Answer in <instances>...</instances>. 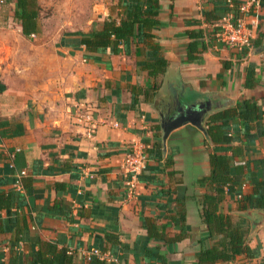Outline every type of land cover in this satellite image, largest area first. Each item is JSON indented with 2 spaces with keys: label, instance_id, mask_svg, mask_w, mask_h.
Wrapping results in <instances>:
<instances>
[{
  "label": "crops",
  "instance_id": "1",
  "mask_svg": "<svg viewBox=\"0 0 264 264\" xmlns=\"http://www.w3.org/2000/svg\"><path fill=\"white\" fill-rule=\"evenodd\" d=\"M125 1L87 0L93 12L87 24L61 23L66 28L50 41L39 35L41 0L37 30L27 35L13 17L15 0H0V40L6 38V53L0 52V264H33L36 249L47 258L70 257L68 264H88L92 256L107 264H212L197 261L199 250L218 239L209 235L200 204L202 194H214V183L199 180L214 169L216 155L228 158L227 173L238 180V191L225 184L216 212L247 220L246 243L254 254L213 264H264V223L251 232L244 214L264 216V208L238 209L241 194L264 184V49L252 52L264 37V0H235L230 7L237 13V5L253 3L239 13L254 23L253 41L262 35L248 52L215 38L217 22L230 11L225 0H159L158 23L144 31L150 37L138 38L135 25L116 53L112 45L87 50L82 36L103 27L101 16L119 23ZM58 2L49 0L55 8ZM189 31L201 33L191 59ZM151 43L167 60L156 75L144 67ZM9 58L19 60L21 70ZM248 68L255 72L251 86ZM169 78L190 92L232 100L205 117L206 131L210 120L226 121L218 141L188 122L162 141L157 107ZM245 98L261 116L222 117ZM128 144L147 153L133 177L120 167Z\"/></svg>",
  "mask_w": 264,
  "mask_h": 264
},
{
  "label": "trees",
  "instance_id": "2",
  "mask_svg": "<svg viewBox=\"0 0 264 264\" xmlns=\"http://www.w3.org/2000/svg\"><path fill=\"white\" fill-rule=\"evenodd\" d=\"M10 2L12 0H2ZM234 6L237 1H233ZM125 17L121 18L119 23L110 16H101L103 21V27L101 29L92 28L88 34L82 36L81 43H83L87 50H97L102 46L112 45V51L117 52V46L122 40L127 42L129 37L134 33L135 25H137V36L147 35L151 36V33L144 34V31L149 29L152 25L158 23L155 16L158 13L159 0H126L122 3ZM36 0H15V9L13 13L14 19L20 22L22 26V32L29 34L37 30L36 17L38 15ZM231 8L225 5V11L227 12ZM82 34V32H75ZM191 37H195L188 45V58H194L190 53L195 51L197 43L195 41L201 33L200 31H189ZM144 40V38H143ZM262 40V35L256 38L254 45L259 44ZM151 52L149 53L148 63H144V67L150 69V73L156 75L157 73H163L167 60L159 54V45L157 43H151ZM155 71V72H154ZM255 72L253 68H248L246 72L245 84L251 86L254 84ZM3 85L0 84V90L3 89ZM252 113H256L261 116L263 111L259 108L256 102L250 99H242L237 102L236 106L229 108L221 112L222 117L239 116L241 118H248ZM212 121H208V134L210 139L218 141L221 137L222 130L226 126V121L223 120L221 124H211ZM214 123V122H213ZM214 128V130H213ZM228 158L225 156L216 155L213 159L214 169L208 176H205L199 180L200 183L211 182L214 183V194L204 193L201 196V216L204 223L209 229V235L217 236V242L212 246H206L199 250L197 254V261L201 263H214L218 260H232L238 254H245L250 257L254 254V249L250 248L246 243V235L249 230L248 222L243 217H238L233 220L228 214L216 212L218 203L224 196V186L227 184L228 191H238L234 186L238 185L236 177L232 178L228 175ZM216 168V169H215ZM247 208H264V184H254L253 190L248 193L241 194L238 199V209L244 210ZM32 263L33 264H68L71 262V258H65L64 255L57 254L52 258L44 256L41 249L32 250ZM88 264H107L105 260L90 257ZM112 264V263H110Z\"/></svg>",
  "mask_w": 264,
  "mask_h": 264
},
{
  "label": "water",
  "instance_id": "3",
  "mask_svg": "<svg viewBox=\"0 0 264 264\" xmlns=\"http://www.w3.org/2000/svg\"><path fill=\"white\" fill-rule=\"evenodd\" d=\"M264 49L262 42L252 50L254 54ZM161 92L164 94L158 103L161 139L165 142L168 134L185 123H191L207 135L204 126L207 114L232 104V100L219 92H210L205 96L190 92L181 81L169 78L163 81ZM245 216L250 219L251 232L256 231L264 223V216L254 211H246Z\"/></svg>",
  "mask_w": 264,
  "mask_h": 264
},
{
  "label": "built area",
  "instance_id": "4",
  "mask_svg": "<svg viewBox=\"0 0 264 264\" xmlns=\"http://www.w3.org/2000/svg\"><path fill=\"white\" fill-rule=\"evenodd\" d=\"M255 2L256 0L253 1L254 4ZM225 3L228 7L234 6L233 0H225ZM253 3L237 5V13L230 10L217 22L215 38L218 43L232 47L239 52H248L253 48L254 23L246 22L239 15V13L249 11ZM124 149V157L120 167L122 171L133 177L145 167L147 153L135 144H128Z\"/></svg>",
  "mask_w": 264,
  "mask_h": 264
},
{
  "label": "rangeland",
  "instance_id": "5",
  "mask_svg": "<svg viewBox=\"0 0 264 264\" xmlns=\"http://www.w3.org/2000/svg\"><path fill=\"white\" fill-rule=\"evenodd\" d=\"M79 2H82V4L73 6ZM86 2L87 0H60L55 8L54 5H50L49 0H41L42 6L40 7L39 12V35L44 36L46 40L53 41L54 38L66 28L64 27L66 25H61V23H67L68 25L75 24L76 26L87 24V21L92 17L93 12L86 10ZM67 28L72 29L74 27ZM4 37L5 36L2 35V40H0V47L2 46L0 52L3 55L6 53V46L2 44L4 42L3 40L6 39ZM7 61L14 67L16 66V68L18 66L19 70H21L19 60L16 58H9Z\"/></svg>",
  "mask_w": 264,
  "mask_h": 264
}]
</instances>
